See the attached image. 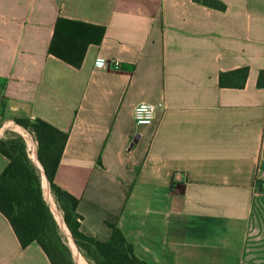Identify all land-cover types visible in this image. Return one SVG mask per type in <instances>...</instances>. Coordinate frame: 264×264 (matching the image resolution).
<instances>
[{"label":"crops","instance_id":"1","mask_svg":"<svg viewBox=\"0 0 264 264\" xmlns=\"http://www.w3.org/2000/svg\"><path fill=\"white\" fill-rule=\"evenodd\" d=\"M216 1L0 0V139L36 157L14 119L65 133L53 181L80 232L114 224L146 264H264V0ZM58 19L92 27L71 33L78 67L49 52ZM141 102L163 107L150 125ZM0 264H51L1 212Z\"/></svg>","mask_w":264,"mask_h":264},{"label":"trees","instance_id":"2","mask_svg":"<svg viewBox=\"0 0 264 264\" xmlns=\"http://www.w3.org/2000/svg\"><path fill=\"white\" fill-rule=\"evenodd\" d=\"M195 1L223 9V5L216 0ZM80 27L92 28L79 22L58 19L49 47L51 54L74 67L80 65L87 44L84 43L83 47L74 44L71 33ZM60 30L67 35H61ZM262 80L264 72L260 73V84ZM14 122L33 135L37 143L36 159L42 174L76 247L84 257L91 264H146L134 254L132 245L114 224H108L111 236L104 242L80 232L81 216L76 212L78 199L53 181L67 135L40 119L33 122L14 119ZM0 154L8 161L0 173V212L9 221L21 247L35 242L51 264H75L61 241L53 215L43 199L40 171L28 156L24 138L14 131L5 132L0 139Z\"/></svg>","mask_w":264,"mask_h":264},{"label":"rangeland","instance_id":"3","mask_svg":"<svg viewBox=\"0 0 264 264\" xmlns=\"http://www.w3.org/2000/svg\"><path fill=\"white\" fill-rule=\"evenodd\" d=\"M18 134H20L24 140L26 139L29 143H30V139L28 137V135L26 133H23L21 134V132H16ZM26 149H27V153L32 154V150H31V147L27 146L26 145ZM32 161V160H31ZM33 162V161H32ZM34 163V162H33ZM37 167V166H36ZM39 171H40V184H41V189H42V196H43V199L46 203V205L49 207L52 215H53V218H54V221L57 225V228H58V234L61 238V241L62 243L67 247L69 253H70V256H71V259L72 261L76 264V261H75V254L78 253L85 261L87 264H91L83 255L82 251H80L75 243H74V240L70 234V232L68 231L64 221H63V216H62V212L60 211V209L58 208L56 202H54V204L51 202L49 196H48V187L45 183V177L44 175L42 174V171H41V168L38 167Z\"/></svg>","mask_w":264,"mask_h":264},{"label":"built area","instance_id":"4","mask_svg":"<svg viewBox=\"0 0 264 264\" xmlns=\"http://www.w3.org/2000/svg\"><path fill=\"white\" fill-rule=\"evenodd\" d=\"M110 65L113 68H117L118 62L115 60H108L103 57H97L94 61L93 70L100 71L102 69L109 67ZM142 105L144 106L143 109H141ZM158 108H163V107L162 106L159 107L147 102L138 103L133 109L134 122L137 125H150L154 119L156 112L158 111ZM138 109H140L139 112L137 111ZM262 193H264V185H262Z\"/></svg>","mask_w":264,"mask_h":264},{"label":"bare ground","instance_id":"5","mask_svg":"<svg viewBox=\"0 0 264 264\" xmlns=\"http://www.w3.org/2000/svg\"><path fill=\"white\" fill-rule=\"evenodd\" d=\"M30 159L35 163V165L37 167H40L41 168V166L39 165V163L36 160L35 152H34L33 149H32V154L30 156ZM75 261H76L77 264H87L86 261L78 253L75 254Z\"/></svg>","mask_w":264,"mask_h":264},{"label":"clouds","instance_id":"6","mask_svg":"<svg viewBox=\"0 0 264 264\" xmlns=\"http://www.w3.org/2000/svg\"><path fill=\"white\" fill-rule=\"evenodd\" d=\"M149 107H150V106H149ZM143 108H144V106L142 105V106H141V109H143ZM137 111L139 112V111H140V109H138Z\"/></svg>","mask_w":264,"mask_h":264}]
</instances>
